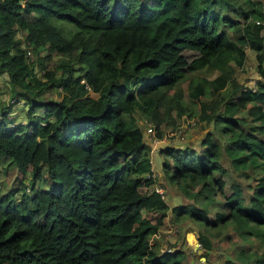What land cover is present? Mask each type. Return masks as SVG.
Returning a JSON list of instances; mask_svg holds the SVG:
<instances>
[{
	"label": "trees",
	"instance_id": "obj_1",
	"mask_svg": "<svg viewBox=\"0 0 264 264\" xmlns=\"http://www.w3.org/2000/svg\"><path fill=\"white\" fill-rule=\"evenodd\" d=\"M245 47L263 77L249 88L235 75ZM28 50L46 53L40 76ZM263 62L258 0H0V74L12 96L0 103V171L31 175L18 197H0V264H184L175 242L150 244L168 212L200 225L199 264L213 239L231 242L226 264H264ZM204 70L210 77L194 80ZM186 80L198 119L226 140L208 130L200 151L160 148L163 177L192 200L169 206L146 127L160 139L172 113L187 112ZM228 171L248 183L227 193Z\"/></svg>",
	"mask_w": 264,
	"mask_h": 264
},
{
	"label": "rangeland",
	"instance_id": "obj_2",
	"mask_svg": "<svg viewBox=\"0 0 264 264\" xmlns=\"http://www.w3.org/2000/svg\"><path fill=\"white\" fill-rule=\"evenodd\" d=\"M260 1L261 8L264 10V0H258ZM241 20V18H238ZM63 21L57 20L54 22V24L57 27H60L62 30V34L68 38L73 33L74 28L70 27L68 25H65L62 23ZM241 25L239 24L238 27ZM223 30L227 32L230 38H233V34L227 26H223ZM247 59L242 68L236 69L235 75L238 78V80L241 82L243 87H251L256 86L257 81H262L263 77L256 69V59H255V52L251 49H247ZM30 59H33V63L35 64V72L38 76L42 74V70L40 68V60L43 55H46L44 50H37L36 53H33L30 51L29 54H27ZM59 57L58 55H52L49 60L45 59L43 62L46 63V69L52 70L56 66V59ZM264 67V62H263ZM6 76V74H3ZM195 79L199 80L201 76L210 77L211 72L208 71H200L193 73ZM184 92L183 95V101L187 104V112L184 114L178 115L175 111L172 113L171 117H175V121L169 122V124L164 125V132L163 137L160 138L162 140L158 141V143L154 146V149L158 147H166V146H176V147H184L185 145H191L193 149H196V151H200L202 149L201 145V139L205 135L206 131L211 130L212 133H214V136L217 137V141L224 142L226 140V137L222 134H219V127L212 128L211 123L203 122L198 119L199 114V102L195 99L188 98L186 86H187V80L183 81L179 84ZM7 84L6 80L4 78H0V103H10L11 98L8 90L6 89ZM223 92L225 91L222 90ZM56 90H52L50 92L51 98H56L58 96ZM92 96H96V93L91 92ZM10 95V96H9ZM12 97V96H11ZM210 97L209 93H205L204 97L201 98L202 100H208ZM20 107V105H18ZM17 106V107H18ZM24 110L28 108L27 104L23 105ZM12 114V110H11ZM177 115V116H176ZM17 119H19L18 116H15ZM137 122L138 125L141 126L143 129L146 124H148L147 120H144V118H141L140 113H136ZM195 120L194 125H189L186 123L187 120ZM183 136V139L180 138V136ZM220 142V143H221ZM151 144V143H150ZM152 147V145H151ZM153 149V150H154ZM159 151V158L156 159L158 162H156L155 166L153 167L154 174L157 176V172L160 171V174L158 176V183H161V185L164 188V199L167 201L169 206L178 204V203H191L192 200L184 196L180 190L174 186L173 184L169 183L164 177L162 172V162L164 160V156ZM157 151V152H158ZM149 157L152 159L154 152H149ZM154 160V159H153ZM225 163H228L227 161ZM31 175L30 171H26L25 174L19 172L16 168L13 166H8L7 169L0 171V197L8 189H13L15 192L13 195L15 197L19 196V193L22 190V182H27V180H30ZM248 177H244L243 175H238L235 172L230 171V176L226 177V191L227 193H230L231 188L229 186V182L235 183L238 181L241 185H246L248 183ZM38 184V182H36ZM40 184V183H39ZM41 186V185H40ZM33 191L29 190L28 193L31 194ZM222 199L218 198V203H220ZM210 217H212V214L210 213ZM172 215L171 212H168L167 218L164 220L163 225L160 228V231L158 232V235L156 236L158 239V242L155 243L154 240H151L150 244H156V249L161 246V248L167 249L171 248V244L174 242L176 245H178L180 248L184 249L187 252L188 261L184 260V264H199V260H203V258L200 256L202 250L199 245V239H198V231L199 226L194 221L188 219L182 222H175L172 221ZM155 237V235H154ZM214 246L208 249V255H209V264H226L224 262V258L228 256L230 244L231 242H228L227 239L219 240V239H213ZM252 250H258V246L251 248ZM200 253V254H199Z\"/></svg>",
	"mask_w": 264,
	"mask_h": 264
},
{
	"label": "built area",
	"instance_id": "obj_3",
	"mask_svg": "<svg viewBox=\"0 0 264 264\" xmlns=\"http://www.w3.org/2000/svg\"><path fill=\"white\" fill-rule=\"evenodd\" d=\"M29 50L27 51V54H29ZM186 123H188L189 125H194L195 124V120L191 119V120H187ZM146 135L147 137L150 139V143L152 145H150V151H154V146L158 143V141L162 140V139H158L155 137V131L153 130V128L151 126L146 127ZM181 139H183V136H180ZM154 149V150H153ZM152 162V160L150 159V163ZM155 175H153L154 177ZM154 191H156L159 194H162V189L160 187L155 186L154 187Z\"/></svg>",
	"mask_w": 264,
	"mask_h": 264
},
{
	"label": "crops",
	"instance_id": "obj_4",
	"mask_svg": "<svg viewBox=\"0 0 264 264\" xmlns=\"http://www.w3.org/2000/svg\"><path fill=\"white\" fill-rule=\"evenodd\" d=\"M247 49H250L249 47H245V52H247ZM247 54V53H246ZM0 78H4L5 80H6V78H7V76H4V75H2V74H0ZM6 84H7V81H6ZM161 147H159L158 149H160ZM158 151V150H157ZM156 150L154 151V154H153V158H152V169H153V167L155 166V164H156V162H158V160H156V159H158L159 158V151L157 152ZM195 151H196V149H195ZM161 153V152H160ZM154 159V160H153ZM157 174L159 175L160 174V171L159 172H157ZM225 175H227L228 176V178H229V176H230V171H228V172H226V174ZM30 180H27V182H24L26 185H27V183L29 182ZM231 183H233V182H229V186L231 185ZM163 187V186H162ZM164 189V188H163ZM226 189V188H225ZM158 235V233L157 234H155V237ZM157 238V237H156ZM159 249H164V248H161V246H160V248Z\"/></svg>",
	"mask_w": 264,
	"mask_h": 264
},
{
	"label": "clouds",
	"instance_id": "obj_5",
	"mask_svg": "<svg viewBox=\"0 0 264 264\" xmlns=\"http://www.w3.org/2000/svg\"><path fill=\"white\" fill-rule=\"evenodd\" d=\"M154 151H155V150H154ZM154 151H153V152H154ZM150 152H152V151H150ZM151 160H152V159H151ZM151 163H152V162H151ZM154 177H155V176H154Z\"/></svg>",
	"mask_w": 264,
	"mask_h": 264
}]
</instances>
